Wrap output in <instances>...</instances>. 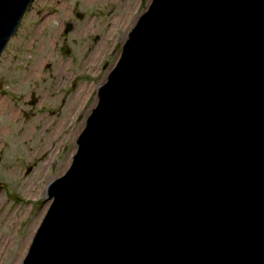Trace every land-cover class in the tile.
Returning <instances> with one entry per match:
<instances>
[{"label": "water", "instance_id": "1", "mask_svg": "<svg viewBox=\"0 0 264 264\" xmlns=\"http://www.w3.org/2000/svg\"><path fill=\"white\" fill-rule=\"evenodd\" d=\"M75 143L20 264H264V0H149Z\"/></svg>", "mask_w": 264, "mask_h": 264}, {"label": "rangeland", "instance_id": "2", "mask_svg": "<svg viewBox=\"0 0 264 264\" xmlns=\"http://www.w3.org/2000/svg\"><path fill=\"white\" fill-rule=\"evenodd\" d=\"M148 2L33 0L8 40L0 55V264L21 263L50 204L47 185L70 164L96 89Z\"/></svg>", "mask_w": 264, "mask_h": 264}, {"label": "flooded vegetation", "instance_id": "3", "mask_svg": "<svg viewBox=\"0 0 264 264\" xmlns=\"http://www.w3.org/2000/svg\"><path fill=\"white\" fill-rule=\"evenodd\" d=\"M76 16H77L78 18H81V17H82V14H81L80 12H78V13H76ZM72 26H73V25H72V22L70 21V22H68V24L66 25L65 28L69 27V30H71ZM65 32H67V31H65ZM62 47H64L65 50L67 51L68 48H67V45H66V44H63ZM62 47H61V48H62ZM119 54H120V52H119ZM119 54H118V55H119ZM103 69H104V68H103ZM31 103H33V101H31Z\"/></svg>", "mask_w": 264, "mask_h": 264}, {"label": "bare ground", "instance_id": "4", "mask_svg": "<svg viewBox=\"0 0 264 264\" xmlns=\"http://www.w3.org/2000/svg\"><path fill=\"white\" fill-rule=\"evenodd\" d=\"M39 191H40V189H39Z\"/></svg>", "mask_w": 264, "mask_h": 264}]
</instances>
